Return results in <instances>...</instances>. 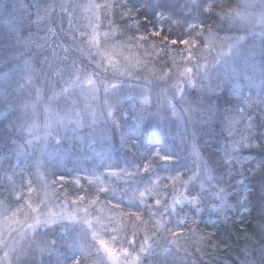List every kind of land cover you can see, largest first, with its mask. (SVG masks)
Here are the masks:
<instances>
[{"label":"clouds","instance_id":"1","mask_svg":"<svg viewBox=\"0 0 264 264\" xmlns=\"http://www.w3.org/2000/svg\"><path fill=\"white\" fill-rule=\"evenodd\" d=\"M0 264H264V0H0Z\"/></svg>","mask_w":264,"mask_h":264}]
</instances>
